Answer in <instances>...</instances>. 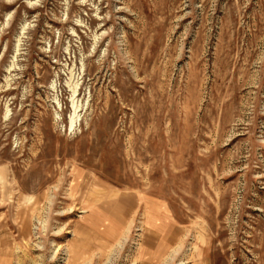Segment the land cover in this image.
Listing matches in <instances>:
<instances>
[{"label": "rangeland", "instance_id": "374dc122", "mask_svg": "<svg viewBox=\"0 0 264 264\" xmlns=\"http://www.w3.org/2000/svg\"><path fill=\"white\" fill-rule=\"evenodd\" d=\"M0 264H264V0H0Z\"/></svg>", "mask_w": 264, "mask_h": 264}]
</instances>
